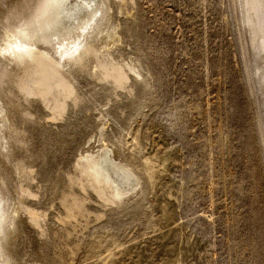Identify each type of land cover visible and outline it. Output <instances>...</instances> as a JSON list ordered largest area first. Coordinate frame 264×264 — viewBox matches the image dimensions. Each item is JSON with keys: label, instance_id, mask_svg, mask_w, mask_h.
Instances as JSON below:
<instances>
[{"label": "rangeland", "instance_id": "374dc122", "mask_svg": "<svg viewBox=\"0 0 264 264\" xmlns=\"http://www.w3.org/2000/svg\"><path fill=\"white\" fill-rule=\"evenodd\" d=\"M12 1L0 0V16ZM108 1L104 28L122 25L121 53L110 51L147 86L129 72L135 101L119 90L68 121L52 120L37 96L8 107L32 173L9 182L28 208L11 252L21 264H264V0ZM84 79L78 105L105 81ZM101 145L141 177L138 208L112 211L74 182L78 156ZM21 181L32 195L19 196Z\"/></svg>", "mask_w": 264, "mask_h": 264}, {"label": "bare ground", "instance_id": "6f19581e", "mask_svg": "<svg viewBox=\"0 0 264 264\" xmlns=\"http://www.w3.org/2000/svg\"><path fill=\"white\" fill-rule=\"evenodd\" d=\"M248 1L245 0L246 3ZM110 9L108 0H13L0 16V153L2 148L8 149L6 140L9 132L6 131L11 132L10 138L13 139L11 157L4 159L0 154V264H21L17 254L11 250L18 230V215L27 207L21 197L20 201L17 199L18 202L13 203L9 182L12 184L15 176L24 178L30 172L25 157L19 156L23 150L19 144L27 141L20 134L26 130L22 126L16 127L15 122L8 126L11 114L8 107L20 106L15 105L17 98L29 103L31 97L37 96L50 110L49 117L60 121L71 112L83 111L99 96L116 101L114 96H120L119 90H127L124 98L129 102L135 101L134 86L127 81L129 72L138 75L137 84L147 86L141 69L118 60L114 55L121 53L122 25L118 23L104 28ZM115 46L116 53L114 51L113 54L110 50ZM87 55L92 62L85 61ZM90 70L91 73L88 72ZM81 76L84 80L101 82L100 78H104L105 81L104 84L96 82L97 85L90 86L78 105L77 100L83 93H77L75 86L78 88L77 80ZM111 79L122 86H117ZM68 99L74 104L70 108ZM22 113L26 114L23 117L20 112L22 120L32 115L25 110ZM101 131L99 136L103 138ZM102 145L96 151L87 150L78 156L75 167L79 179L76 180L78 177L75 175V181L70 178L84 190L86 185L90 186L105 202L116 204L115 208L111 207L112 211L126 212L138 208L144 196L141 177L131 165L115 158L110 147ZM17 187L19 196L32 195L22 181ZM94 187L99 188L102 194ZM136 188L138 190L135 191ZM125 196L132 197L126 200ZM29 210L31 222L41 226V215Z\"/></svg>", "mask_w": 264, "mask_h": 264}, {"label": "water", "instance_id": "95a60500", "mask_svg": "<svg viewBox=\"0 0 264 264\" xmlns=\"http://www.w3.org/2000/svg\"><path fill=\"white\" fill-rule=\"evenodd\" d=\"M262 54L264 55V53L262 52ZM89 60H91L90 59V56L89 55H87V58L85 59V61H89ZM93 60H91V62H92ZM90 63V62H89ZM74 68H72V70H73ZM71 70V69H70ZM101 80H105L104 78H100ZM111 81L113 82V83H115L117 86H122V85H120V84H118V83H116V81L114 80V79H111ZM77 176V175H76ZM78 177V176H77ZM79 179V177L78 178H76V180H78ZM95 188V187H94ZM95 190L101 195L102 194V191L99 189V188H95ZM116 201V200H115ZM66 202H67V200H66ZM70 204H71V202L69 203V201H68V205H67V207L68 208H70ZM71 210H73L72 208H70ZM77 214V212H74L73 213V215H76Z\"/></svg>", "mask_w": 264, "mask_h": 264}]
</instances>
